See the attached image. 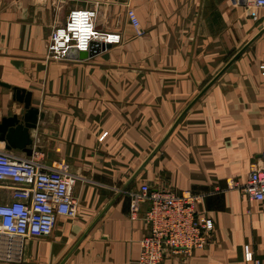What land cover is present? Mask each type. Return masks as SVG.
<instances>
[{
  "label": "crops",
  "instance_id": "0c3cea01",
  "mask_svg": "<svg viewBox=\"0 0 264 264\" xmlns=\"http://www.w3.org/2000/svg\"><path fill=\"white\" fill-rule=\"evenodd\" d=\"M75 8L96 10L95 28L122 41L85 59H48L52 30ZM0 81L11 85H0V123L25 112L12 87L44 113L30 130L31 155L1 136L0 150L66 164L77 177L76 216L59 217L46 238L4 235L0 264H138L149 204L135 220L130 204L143 183L205 194L200 210L214 222L205 248L161 264H251L246 245L264 264V201L228 189L264 152V9L243 0H0ZM1 193L11 201V190Z\"/></svg>",
  "mask_w": 264,
  "mask_h": 264
},
{
  "label": "built area",
  "instance_id": "2783aa9c",
  "mask_svg": "<svg viewBox=\"0 0 264 264\" xmlns=\"http://www.w3.org/2000/svg\"><path fill=\"white\" fill-rule=\"evenodd\" d=\"M253 9H264V0H243ZM128 18L138 34L140 20L133 8ZM94 9L75 8L65 23L51 33L48 57L66 60L70 53L90 51L93 41L106 45L122 41L120 33L99 31L94 26ZM254 19L258 16L254 15ZM77 177L68 165L48 167L39 160L20 158L0 150V242L4 235L24 238L49 237L59 217L73 218L77 214L73 195ZM238 188L249 200L264 201V152L254 162L244 184L231 180L228 189ZM11 190V201H2L3 191ZM205 194L190 190L172 192L155 189L143 183L131 193L130 214L138 219L144 204H149L143 219L148 234L141 241L138 264H161L169 255L192 254L194 249L205 248L214 234L213 219L200 210ZM245 258L251 264H263L249 245Z\"/></svg>",
  "mask_w": 264,
  "mask_h": 264
},
{
  "label": "water",
  "instance_id": "95a60500",
  "mask_svg": "<svg viewBox=\"0 0 264 264\" xmlns=\"http://www.w3.org/2000/svg\"><path fill=\"white\" fill-rule=\"evenodd\" d=\"M107 47L108 45L102 42L93 41L90 51L77 53L73 50L70 53V56L78 59H85L104 51ZM238 55L239 53L236 54L234 59ZM0 85L11 87L10 84L2 81H0ZM12 89L14 91V98L24 104L25 112L22 116L12 115L10 117L3 118L0 123V136L8 140L12 146L24 149V151L31 155L33 140L31 138L30 130L38 127V122L44 117V113L41 112L40 108L32 105V93L30 91L20 87H12ZM107 209L108 208H106L104 212ZM104 212L101 213L95 222H93V224L87 229L80 241L92 229ZM80 241L78 243H80ZM60 264H63V261Z\"/></svg>",
  "mask_w": 264,
  "mask_h": 264
},
{
  "label": "rangeland",
  "instance_id": "374dc122",
  "mask_svg": "<svg viewBox=\"0 0 264 264\" xmlns=\"http://www.w3.org/2000/svg\"><path fill=\"white\" fill-rule=\"evenodd\" d=\"M128 10H129V8H128ZM128 10H127V16H128ZM95 11H96V10H95ZM128 17H129V16H128ZM51 33H52V32H51ZM50 36H51V34H50ZM49 39H50V37H49ZM48 42H49V41H48ZM47 46H48V44H47ZM47 58H48V59H51V58L48 57V50H47ZM52 60H54V59H52ZM147 209H148V208H147ZM141 211H142V209H141ZM141 211H140V215H141ZM145 212H146V211H145ZM144 214H145V213H143V216H144ZM143 216H142V218H143ZM130 217H131V214H130ZM140 217H141V216H139V218H140ZM139 218H138V219H139ZM134 220H135V219H134ZM143 220H144V219H143ZM144 222H145V221H144ZM147 227H148V226H147ZM148 232H149V231L147 230V233H146L145 235H147ZM145 235H144V236H145ZM144 236H143V237H144ZM143 237H142V238H143ZM244 251H245V247H244ZM165 259H166V258H165Z\"/></svg>",
  "mask_w": 264,
  "mask_h": 264
}]
</instances>
